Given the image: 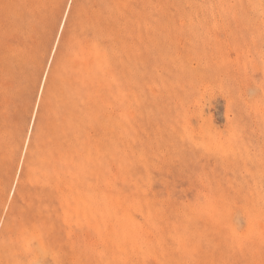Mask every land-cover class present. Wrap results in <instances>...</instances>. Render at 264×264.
Here are the masks:
<instances>
[{
    "label": "rangeland",
    "instance_id": "1",
    "mask_svg": "<svg viewBox=\"0 0 264 264\" xmlns=\"http://www.w3.org/2000/svg\"><path fill=\"white\" fill-rule=\"evenodd\" d=\"M0 264H264V0H0Z\"/></svg>",
    "mask_w": 264,
    "mask_h": 264
}]
</instances>
